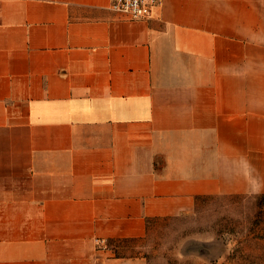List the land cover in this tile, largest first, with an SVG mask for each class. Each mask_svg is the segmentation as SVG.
Returning a JSON list of instances; mask_svg holds the SVG:
<instances>
[{
    "label": "crops",
    "instance_id": "0c3cea01",
    "mask_svg": "<svg viewBox=\"0 0 264 264\" xmlns=\"http://www.w3.org/2000/svg\"><path fill=\"white\" fill-rule=\"evenodd\" d=\"M110 6L0 0V264H144L97 240L264 183V0Z\"/></svg>",
    "mask_w": 264,
    "mask_h": 264
},
{
    "label": "rangeland",
    "instance_id": "374dc122",
    "mask_svg": "<svg viewBox=\"0 0 264 264\" xmlns=\"http://www.w3.org/2000/svg\"><path fill=\"white\" fill-rule=\"evenodd\" d=\"M252 188L200 196L192 211L151 220L141 240L97 246L144 264H264V183Z\"/></svg>",
    "mask_w": 264,
    "mask_h": 264
},
{
    "label": "built area",
    "instance_id": "2783aa9c",
    "mask_svg": "<svg viewBox=\"0 0 264 264\" xmlns=\"http://www.w3.org/2000/svg\"><path fill=\"white\" fill-rule=\"evenodd\" d=\"M163 4V0H111V10L131 20L151 18ZM97 244L106 249L105 240H97Z\"/></svg>",
    "mask_w": 264,
    "mask_h": 264
}]
</instances>
